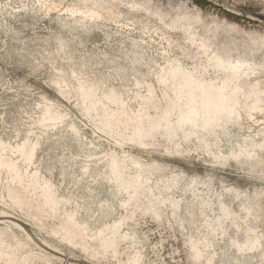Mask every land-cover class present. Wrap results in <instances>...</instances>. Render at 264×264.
I'll list each match as a JSON object with an SVG mask.
<instances>
[{"label": "rangeland", "instance_id": "374dc122", "mask_svg": "<svg viewBox=\"0 0 264 264\" xmlns=\"http://www.w3.org/2000/svg\"><path fill=\"white\" fill-rule=\"evenodd\" d=\"M0 264H264V0H0Z\"/></svg>", "mask_w": 264, "mask_h": 264}, {"label": "bare ground", "instance_id": "6f19581e", "mask_svg": "<svg viewBox=\"0 0 264 264\" xmlns=\"http://www.w3.org/2000/svg\"><path fill=\"white\" fill-rule=\"evenodd\" d=\"M68 236V235H67ZM73 237V236H72ZM70 239V238H69Z\"/></svg>", "mask_w": 264, "mask_h": 264}]
</instances>
